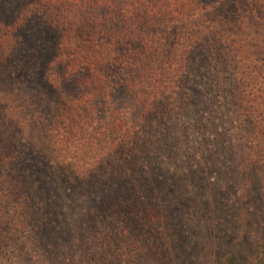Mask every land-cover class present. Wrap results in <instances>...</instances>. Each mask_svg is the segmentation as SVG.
<instances>
[{
  "label": "trees",
  "instance_id": "obj_1",
  "mask_svg": "<svg viewBox=\"0 0 264 264\" xmlns=\"http://www.w3.org/2000/svg\"><path fill=\"white\" fill-rule=\"evenodd\" d=\"M0 264H264V0H0Z\"/></svg>",
  "mask_w": 264,
  "mask_h": 264
},
{
  "label": "rangeland",
  "instance_id": "obj_2",
  "mask_svg": "<svg viewBox=\"0 0 264 264\" xmlns=\"http://www.w3.org/2000/svg\"><path fill=\"white\" fill-rule=\"evenodd\" d=\"M231 3H228L227 6L230 7ZM3 11V18H4V22L6 24L11 23V21L13 20V17H17V12L19 11V9H21V7L18 6H11L8 4H5L2 7ZM25 33H47L46 31H43L42 29H40L38 26H36V24H31L28 25L26 27V32ZM44 39V36H43ZM48 38L45 37L44 42H47Z\"/></svg>",
  "mask_w": 264,
  "mask_h": 264
}]
</instances>
